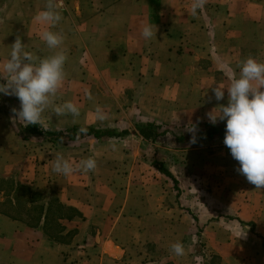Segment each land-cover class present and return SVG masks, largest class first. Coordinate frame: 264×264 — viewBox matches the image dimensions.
I'll use <instances>...</instances> for the list:
<instances>
[{"label":"crops","instance_id":"crops-1","mask_svg":"<svg viewBox=\"0 0 264 264\" xmlns=\"http://www.w3.org/2000/svg\"><path fill=\"white\" fill-rule=\"evenodd\" d=\"M55 1L48 2L61 15L55 26L30 17H22L24 21L17 20L13 26L15 35L30 51L37 50V46L26 43L37 42L45 30L59 33L63 37L59 49H49L41 38L38 42L43 43L48 55H36L44 58L63 51L67 56L65 78L106 74L123 78L172 76L176 91H186L196 98L197 93L207 91V85L197 83L198 76L218 81L214 87L223 86L224 75L217 69L223 67L212 61L224 60V66L237 75L238 66L247 58L264 63V0H253L245 9L237 0H205L196 14L192 12L194 0ZM148 23L156 33L150 40L141 34ZM218 75L223 81L215 79ZM190 99L184 109L195 107ZM178 101L174 107L181 109L185 101ZM192 116L184 114L178 121H192ZM18 153L19 147L6 156L14 159ZM221 155L227 164L222 170L228 186L223 193L226 197L216 207L227 219L242 225L254 240L258 237L256 246L242 244L243 252H252L253 264H264V190L256 189L238 172L239 163L226 146ZM55 159L51 156L44 164L46 171L48 165L45 176L49 178L44 184L48 195L37 201L29 197L22 202L15 194L17 189H26L29 194L35 191L37 169L31 168L35 164L28 163V171L20 172L17 179L12 178L10 171L0 170V264H168L160 257L148 256V236L160 233L159 229L154 231L155 227L150 231V218L159 223L165 212L182 211L193 221L197 217L204 219L205 233L212 227V222H208L214 216L212 199L198 216L202 209L197 208L191 189L182 187V199L173 202L167 184L159 182L162 195L149 197L148 180L118 183L84 176L79 170L57 174L52 170ZM153 198L158 204L156 216L148 209ZM20 203L47 204L48 211L58 210L41 216L43 221H55L58 229L52 233L49 228H34L28 223L31 215H13L1 208ZM66 209L73 211L69 218L61 214ZM68 236H73V240L64 244ZM211 257L218 264L226 263L220 252Z\"/></svg>","mask_w":264,"mask_h":264},{"label":"rangeland","instance_id":"rangeland-1","mask_svg":"<svg viewBox=\"0 0 264 264\" xmlns=\"http://www.w3.org/2000/svg\"><path fill=\"white\" fill-rule=\"evenodd\" d=\"M49 1L57 3L55 0H0V66L7 61L11 45L18 37L15 35L16 27L13 23L17 20L24 21V18L26 20L29 17L36 19V16L47 8ZM252 2L253 0H237L243 9ZM27 4H30L29 7ZM37 30L44 29L37 28ZM41 37L36 39V44L26 43L36 45L37 50H26L35 55H48L43 43L38 42ZM212 62L223 67V69L217 68L225 78V81L221 82L223 85L221 87H229L231 77L228 68L223 64L224 60ZM257 62L261 63L260 60ZM218 76L215 79L219 78L223 81L222 76ZM6 78V74L0 72V83H5ZM173 80L172 76L133 75L123 78L108 74L65 78L53 98V103L42 114L39 123L44 131L60 132L55 135L56 137H52L53 142L47 133L24 138L21 132V129L24 130L23 122H18L13 111L19 110L20 101L15 96H3L6 104L0 105V170L10 171L12 178L17 179L20 172L28 171V163L36 165L31 167L37 169L35 181L38 186L33 188L35 191L29 194L26 189H17L15 192L22 202L29 197L37 201L42 196L48 195V188L45 186V180L49 178L45 176L48 174V165L47 171L43 167L51 156L63 157L72 165L88 158L94 159L96 168L89 172L83 171L84 176H93L94 179H113L118 183L128 180L137 182L142 178L148 180L149 197L162 195L158 189L159 182L162 185L167 184L173 202L174 199H182V187L191 189L198 202L197 208L202 209L197 213L198 216L205 210L206 203L212 199L214 216L208 220L212 222V227H209L208 233H205L204 219L197 217L193 221L182 211L179 214L165 212L161 215L159 223L150 218V231L155 227L154 231L157 232L159 229L160 233L148 236L146 242L150 246L148 256L160 257L168 264H218V260L211 256L220 252L226 260L225 264H253L252 252H243L242 244L256 246L258 237L254 240L247 231L239 237L240 232L244 231L243 226L227 219V216L220 213L219 206L216 207L226 197L223 193L228 186L226 174L222 170L227 166L226 163L224 164L225 158L221 155L225 147L223 138H214L199 144L176 140V135H180L183 131L175 127L187 123L209 122L207 113L218 104H227V89H224V99L216 101L211 88L214 87L213 83L218 81L213 82L206 77L198 76L197 83L200 81V85H207V91L197 93L196 98H192L191 93L176 91L173 83L176 80ZM176 98L185 101L181 109L174 107L179 104ZM189 98L192 103L194 100L195 107L187 110L184 108ZM64 102L75 104L79 109V115H56L53 109ZM6 106L11 110L7 111ZM97 108L100 109L104 119L97 118ZM184 114H192V121L179 122L178 119ZM153 121L167 123L169 127L162 135L155 137L146 126ZM73 126L95 128L107 126L114 136L109 139L92 136L74 139L63 132ZM16 143L20 144L16 145ZM17 147L20 149L19 155L14 159L8 158L6 156L8 152ZM154 163L160 164L170 176L160 173ZM157 205L154 198L150 199L149 213H155L156 216ZM1 208L13 215L22 217L31 215L28 223L34 228L45 230L49 228L52 233L58 229L55 221L41 219L48 210L47 204L20 203L14 207L5 204ZM219 222L221 224H218ZM72 240L73 236H68L65 239L67 243L64 244H70ZM176 242L183 244L185 249L183 256H176L171 251V245Z\"/></svg>","mask_w":264,"mask_h":264},{"label":"clouds","instance_id":"clouds-1","mask_svg":"<svg viewBox=\"0 0 264 264\" xmlns=\"http://www.w3.org/2000/svg\"><path fill=\"white\" fill-rule=\"evenodd\" d=\"M204 3L205 0H194L193 14ZM60 19V13L51 3L36 16L37 21L50 26H55ZM141 34L146 40H150L156 33L153 32V25L148 23L144 25ZM41 38L49 49H59L63 43V37L51 30H45ZM66 60L67 56L63 51L41 58L27 51L19 37L11 45L7 61L0 66V72L7 77L4 79L5 83H0V94L18 98L19 110L13 111L18 122H23V126L40 123L42 114L53 103V98L65 79ZM238 67V75L228 68L231 77L229 87L217 85L212 88L216 101L224 99V89H227V104H218L207 116L213 125L218 121L225 122L223 143L229 149L231 157L238 161V172L256 189L264 190V63L247 58ZM88 95L90 98V94ZM53 111L56 115H79L78 107L71 102H64ZM96 112L98 119H104L99 108ZM187 131L193 133L190 143L195 144L196 125H191ZM95 168L96 161L92 158L81 160L74 166L58 156L52 170L57 174L68 175L74 170L89 172ZM244 234L245 231H241L239 237ZM171 251L176 256H183L185 249L182 243L176 242L171 245Z\"/></svg>","mask_w":264,"mask_h":264},{"label":"trees","instance_id":"trees-1","mask_svg":"<svg viewBox=\"0 0 264 264\" xmlns=\"http://www.w3.org/2000/svg\"><path fill=\"white\" fill-rule=\"evenodd\" d=\"M191 125H196L197 127V131L195 133V136L197 138V142L195 144H199V143H204L206 141L212 140L214 138H224L225 135V122L224 121H218L215 125L211 124L210 122H204V123H187V124H183L180 126L175 127L178 130L183 131L182 133H180V135H176V140L177 141H187L190 142L191 137L193 135V133H190L189 131H187V128L191 127ZM148 131L153 134L155 137L157 135H162L164 132H166V128L169 127V125L167 123H157L156 121L150 122L146 124ZM24 132H26V136H24V138L29 137L30 135H40L43 133H47L48 137L52 138L55 135H58L60 132H52V131H44L40 125H28V126H24ZM84 131H81V130ZM156 129V131H155ZM158 130H160V132L158 133ZM64 133H66L68 136H70L71 138L74 139H79V138H84V137H88V136H92L94 138H111L114 136L113 133H111V129L108 128L107 126L105 127H99V128H95L92 126H73L71 128H67L65 130H63ZM62 132V133H63ZM29 135V136H28ZM56 137V136H55ZM54 138L50 139L52 142ZM154 166L156 167V169L166 175V176H170L169 172L164 169L160 164L158 163H154ZM42 209V208H41ZM54 212H58L53 210V211H46V213H54ZM62 216L65 217H71L73 214V211L71 209H66L64 212L61 213ZM54 215V214H52Z\"/></svg>","mask_w":264,"mask_h":264},{"label":"water","instance_id":"water-1","mask_svg":"<svg viewBox=\"0 0 264 264\" xmlns=\"http://www.w3.org/2000/svg\"><path fill=\"white\" fill-rule=\"evenodd\" d=\"M3 96H5L4 94H0V105H5L6 104V102L4 101V99H3ZM5 109L7 110V111H10L11 109H10V107H8V106H6L5 107ZM14 125V124H13ZM18 125V127H19V124H17ZM21 132L24 134V136H26V132H24L22 129H21ZM29 136V135H28ZM38 135L37 134H35V135H32V137H37Z\"/></svg>","mask_w":264,"mask_h":264}]
</instances>
